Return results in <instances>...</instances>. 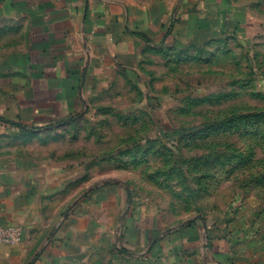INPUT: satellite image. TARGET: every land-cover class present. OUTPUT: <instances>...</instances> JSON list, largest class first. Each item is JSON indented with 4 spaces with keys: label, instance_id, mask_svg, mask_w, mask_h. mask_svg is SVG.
Masks as SVG:
<instances>
[{
    "label": "rangeland",
    "instance_id": "374dc122",
    "mask_svg": "<svg viewBox=\"0 0 264 264\" xmlns=\"http://www.w3.org/2000/svg\"><path fill=\"white\" fill-rule=\"evenodd\" d=\"M239 3L242 26L220 47L120 68L72 121L12 135L0 159L17 158L65 199L119 183L165 228L203 223L264 264V0ZM68 264L114 261L92 251Z\"/></svg>",
    "mask_w": 264,
    "mask_h": 264
},
{
    "label": "crops",
    "instance_id": "0c3cea01",
    "mask_svg": "<svg viewBox=\"0 0 264 264\" xmlns=\"http://www.w3.org/2000/svg\"><path fill=\"white\" fill-rule=\"evenodd\" d=\"M239 2L0 0V147L72 121L120 68L220 47L242 26ZM17 162L0 159V225L20 231L15 244L0 240V264H68L92 251L114 264H250L203 223L165 228L119 183L65 199Z\"/></svg>",
    "mask_w": 264,
    "mask_h": 264
},
{
    "label": "built area",
    "instance_id": "2783aa9c",
    "mask_svg": "<svg viewBox=\"0 0 264 264\" xmlns=\"http://www.w3.org/2000/svg\"><path fill=\"white\" fill-rule=\"evenodd\" d=\"M0 240L15 244L20 240V231L13 225H0Z\"/></svg>",
    "mask_w": 264,
    "mask_h": 264
}]
</instances>
